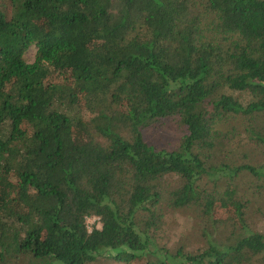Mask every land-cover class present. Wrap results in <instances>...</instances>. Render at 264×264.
Listing matches in <instances>:
<instances>
[{
    "label": "trees",
    "instance_id": "1",
    "mask_svg": "<svg viewBox=\"0 0 264 264\" xmlns=\"http://www.w3.org/2000/svg\"><path fill=\"white\" fill-rule=\"evenodd\" d=\"M7 2L0 264H91L103 255L125 264H251L264 256V233L248 226L233 183L216 189L243 171L264 176V164L235 151L264 146V0ZM237 116L247 136L231 150L234 135L218 125ZM169 118L186 128L180 146L147 144L144 130ZM163 203L197 208L211 230L232 229L223 241L205 231L203 248L170 249L160 241Z\"/></svg>",
    "mask_w": 264,
    "mask_h": 264
},
{
    "label": "rangeland",
    "instance_id": "2",
    "mask_svg": "<svg viewBox=\"0 0 264 264\" xmlns=\"http://www.w3.org/2000/svg\"><path fill=\"white\" fill-rule=\"evenodd\" d=\"M4 7H8L7 0H1ZM36 48L29 47L24 55L27 63H32L35 59ZM234 96H238L234 94ZM218 130L223 133L233 134L235 139L229 148L234 150L235 147L245 143V121L242 117L229 118L218 125ZM186 134V128L175 118H169L161 123L155 124L144 130L143 136L147 144L156 149L175 150L180 146L183 136ZM240 141V142H239ZM239 142V143H238ZM235 149L238 153L236 158L242 162L249 163L254 167H261L264 164V146H245ZM239 154H246L247 158L240 157ZM169 186H176L177 179L168 178ZM226 183H233L236 189V198L247 205L248 226L255 231L264 233V176L256 178L248 172L243 171L238 176L221 179L217 185V192L222 193ZM163 227L160 241L174 249L180 245L187 250L203 248L207 244L206 234L212 233L213 237L218 240H225L232 229L231 226L220 227L218 231L211 230L210 222L203 216L197 208L172 209L162 204ZM98 218L89 219L87 225L91 229L96 226ZM264 256L255 257L251 264H263ZM91 264H125L115 259L103 255ZM136 264H144L143 260L137 261Z\"/></svg>",
    "mask_w": 264,
    "mask_h": 264
},
{
    "label": "built area",
    "instance_id": "3",
    "mask_svg": "<svg viewBox=\"0 0 264 264\" xmlns=\"http://www.w3.org/2000/svg\"><path fill=\"white\" fill-rule=\"evenodd\" d=\"M86 221H87V223H88L89 219H87ZM98 227H99V226H98ZM89 230H91V229L89 228Z\"/></svg>",
    "mask_w": 264,
    "mask_h": 264
}]
</instances>
